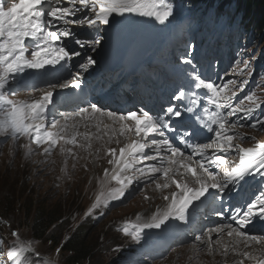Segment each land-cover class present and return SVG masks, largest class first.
Returning <instances> with one entry per match:
<instances>
[{
    "label": "snow or ice",
    "instance_id": "snow-or-ice-1",
    "mask_svg": "<svg viewBox=\"0 0 264 264\" xmlns=\"http://www.w3.org/2000/svg\"><path fill=\"white\" fill-rule=\"evenodd\" d=\"M62 2L68 6H53L61 5ZM5 3L6 0H0V136L9 135L13 141L19 137L31 138L37 146L47 145L43 149L44 153L51 152L58 143L61 144V151H64V144L83 148L85 145L77 141V136L88 139L83 133L73 131L70 137L64 135L68 127L67 122L73 117H80L84 121L95 120L97 129L103 123V118H106L119 126L120 136L135 137L118 150L106 149L105 154L110 157L107 163L111 168H104L103 179L100 181L101 190L87 214L100 207L107 209L112 202L125 198L130 187L139 179L154 184L156 190L169 189L171 185H175V191L163 196L167 203L162 209L158 208L150 218L139 224L123 228L125 235H130L138 242L144 229H162V226L166 227L171 220L187 223L189 212L196 207L197 202L202 203L209 195L214 199L218 196L222 198L226 190L236 187L246 176H264V143L241 147L240 143L234 141L242 140L243 134H229L236 128L235 122L229 123V117L243 114V117L248 119L261 107L255 93H250L239 103L233 104L237 93L229 86L235 85L234 80H228L220 86L193 75V87L196 90H206V106L203 108L204 115L201 116L200 112L195 110L197 102L193 100V107H189L188 111L197 116L202 130L213 135L208 143H192L190 141L195 130L176 133V138L185 149L190 150V154L177 147L166 135V131L171 133L174 130L169 119L165 117L181 116V112L173 107H168L163 115H151L144 109H140L139 113L128 111L126 114H118L114 111L105 112L97 104L90 103L88 107H81L75 113L64 115L63 125L54 121L52 127L58 130L48 131L45 127L46 110L54 102L53 91L44 92L38 99L30 102L9 99L6 89L25 69L40 70L51 66L59 72L64 68L61 62L72 61L74 57L81 56V53L72 47L73 43L80 48L88 46L93 50L101 44V38H77L68 26L86 25L95 28L110 24L114 15L122 17L126 13L154 18L163 24L174 15V10L167 0H18L7 7ZM84 10H91L94 16L69 18ZM58 24L63 26L57 27ZM26 41L34 43L28 44ZM29 52L30 55H27ZM94 63L95 60L88 57L79 67L86 71ZM245 69H248L246 61L244 69L239 72L242 74ZM69 74L72 78L62 83L58 77H54L57 82L49 81V87L53 90L80 88L79 73ZM248 75H251L250 70ZM189 95L194 96L196 93L181 90L175 98L181 100ZM244 101H248V104L245 105ZM207 106H213L215 110L210 111ZM225 109L228 110L226 113ZM76 126L73 125V129ZM103 126L109 127L108 124ZM258 126H264V119L258 118L251 125L252 128ZM116 143L119 144L120 141L117 140ZM87 147L91 148V144ZM146 149H150L151 154L146 152ZM209 150H213L211 155ZM232 151L238 152L239 157V162L234 166L226 159L227 154ZM67 152L74 156L72 148H68ZM145 161L157 163L145 164ZM161 180L163 182H160ZM109 181H114L117 186L105 191L103 186ZM145 199L148 197L145 196ZM217 215L223 216V213L218 212ZM257 217L264 218V191L247 203L246 208L232 209L231 216L227 219L234 221L235 226L232 223H222L204 233L208 238V251H212L211 234L226 233L234 241L232 252L241 257L234 264H245V261L264 264V235H249L244 231ZM130 228L134 230L130 231ZM12 235L16 237L17 233L13 232ZM196 240L203 242L201 236H197ZM241 243L245 249L252 245L260 247L246 251L238 249L237 246ZM223 247L222 255L227 256L229 248L226 245ZM29 251L31 245L17 238L8 253V260L20 264V257Z\"/></svg>",
    "mask_w": 264,
    "mask_h": 264
},
{
    "label": "rangeland",
    "instance_id": "rangeland-1",
    "mask_svg": "<svg viewBox=\"0 0 264 264\" xmlns=\"http://www.w3.org/2000/svg\"><path fill=\"white\" fill-rule=\"evenodd\" d=\"M226 12H228V10ZM232 12L233 11H230V13ZM124 16H133L132 18L136 19L135 24L138 23V26L145 18L134 13H126ZM211 19L212 15H210L207 20L204 17H200L197 20V29L195 31L189 34L183 31V36L177 38L176 45L173 43L166 48V54L162 58L163 62L158 63V65H162L164 69H166L165 73H170V75H172L171 77L174 79L179 75H183V84H188L192 80L193 75L199 76V73L203 71L199 67L207 62L213 61L217 63V67L222 71V82L216 85L223 86L228 80H234L236 82L235 85L229 86L232 91L237 93L233 99V104L239 103L250 93H255L257 102L260 103V100L264 99V70L259 67L260 62L258 59L260 56L259 53L263 51V39L260 37L255 42L254 46L247 47L246 40L241 34L239 37L240 45L230 51L229 45L232 44L230 41L232 36L229 33L221 35L222 32L220 29L218 31L213 29L210 25ZM225 20L224 18L223 23ZM148 21L150 23L151 21L155 22L153 18H148ZM138 26H136L133 31L137 30L139 28ZM185 29L188 30V27ZM117 30L119 35L122 29ZM175 37L176 35L174 34V39ZM216 38L218 39L217 41L215 40ZM197 39L200 42L196 41ZM141 41H143V39H133L132 44L136 45ZM143 46L146 45H138L137 50H140ZM205 50L209 52L208 55L199 54L200 51L203 53ZM160 55H163V53H160L159 56ZM184 58L188 61L187 63L183 61ZM245 61L247 62L248 69H245L241 74L239 70L244 69L241 63ZM168 67H172V69H168ZM217 70L218 69H216V71ZM248 70L251 71V75H248ZM253 75H258L256 80ZM245 81H247V83H245ZM244 104L247 105L248 101H244ZM262 115H264V109L254 112L253 116L248 119L243 118V114L229 117V123H236V128L229 134H243L244 138L242 140L235 141L236 143H240L241 147L253 146L257 139L264 137L259 131V127L261 126H258V128L251 127L255 120ZM261 118L264 119V117ZM20 146V143L16 145V147ZM6 149L7 147L3 150ZM57 150L55 154L58 155L55 157L65 159V162L56 161L53 159L54 156H48L39 149L35 151L27 149L26 147L20 151L21 154H17V157L12 163L7 165L4 163L3 158L6 156L5 153L0 160V204L4 211V216H0V244L9 243L10 239L7 234L11 235L12 227L16 228L13 230H17V237L19 238L31 240V238L34 237L35 248H31V250L37 251L40 258L44 255V257L48 259L46 262H43L42 259L35 257L32 259V262L35 264H59L58 261L61 264H66L63 260L66 257L65 253L61 250L59 251V248L54 243L48 241V239L44 237L36 239L37 237L32 234L29 223L35 216L36 208L43 207L48 210L54 206L58 210L60 204L65 208L67 206V219L66 225L64 226L66 229L64 233H61V236L67 233L69 225H71L72 230V228H75L83 222L85 223V220L88 219V209L91 207L92 203L95 202L97 191L99 194L101 190L100 181L103 179V175L97 172L95 163L99 161L98 164H107V161L105 162V159L102 158L106 156L105 150L102 154L99 153L100 150L98 154L96 153V156L93 154L89 158L86 154L81 153V150L72 149L74 156L69 155L66 148H64V151H61L60 145H57ZM97 157H99L98 161ZM66 162H70L71 164ZM99 168L104 167L99 166ZM106 184H114V181H109ZM111 188L113 187H104V190L107 191ZM133 192L134 191L126 195L125 198L120 201L112 202L111 206L107 209L102 207L94 209L90 215L93 216L94 221L97 218H99V220L94 222V226L88 227V230L86 225H82L86 227L83 231L88 232L91 243L97 245L93 257L89 258L90 261L88 264H110V262L115 261L118 256L117 252L112 256L107 252L106 256H103L98 250L103 240L102 238L113 233V230L109 229L111 226L118 227L129 224L133 215L141 209L140 207L147 209L146 205L150 206V202L146 203L143 196L134 198ZM152 194L154 195L153 200L151 198V202L162 197L163 192H152ZM133 200H135V205H138L136 211L131 210L134 204ZM30 203L34 206L31 215L26 217V208ZM36 204L38 206H36ZM61 236L59 238H61ZM144 236L145 233L141 232L138 242L144 243L146 241ZM114 237L121 242L123 240V236L118 232ZM88 238L89 237H87V239ZM200 244H202L201 241H199L197 246H193L192 250L187 247L183 248L178 255L172 256L170 260H160L157 257L148 258L142 254L134 256V260L131 259V257H128V259L132 264H171L172 260H177L178 264H220L222 259L225 258L223 257L224 255H220L223 252L219 248L216 250L213 249L211 253H208V246L204 244V249H202L199 246ZM144 249L145 247L142 245L139 250ZM1 253L0 259L4 258L6 255L5 250ZM29 255L30 254L26 255V258H28ZM110 256L112 259L109 258ZM86 263L87 261L81 262V264Z\"/></svg>",
    "mask_w": 264,
    "mask_h": 264
},
{
    "label": "trees",
    "instance_id": "trees-1",
    "mask_svg": "<svg viewBox=\"0 0 264 264\" xmlns=\"http://www.w3.org/2000/svg\"><path fill=\"white\" fill-rule=\"evenodd\" d=\"M176 4V2L192 7L195 4H201L206 9L214 8L216 10V13H220L224 8L226 7H235V13L239 10V8H245V14L242 17V20H244L243 30L246 34H248V38L252 39L253 35L257 33V31L261 32V38L264 39V0H169ZM231 2H233L231 4ZM234 13V14H235ZM253 27L255 29L253 30ZM44 201V200H43ZM1 202V200H0ZM55 204V203H53ZM33 204H29L26 208V217L31 215V211L33 208ZM35 208V207H34ZM5 210V207H4ZM2 206L0 204V216L3 215ZM67 206L62 207L60 204V207H58V210L56 207L52 206L51 209H46L43 207H37L35 210V216L32 218V221H30L29 226L32 234L36 236V239L40 238H47L48 241L54 243L58 248L59 251L65 253V258L63 259L66 264H81L82 261L88 262L90 261L89 258L93 257L95 248L97 245H94L90 241V236L87 231L85 230L86 227L82 225L87 226L90 228L91 226H94V222L92 219V215H88L85 220V223L76 226L75 228H72L71 225H69V228L67 230V233L64 236H61V233L65 231L66 228L64 226L66 225V219H67ZM4 216V215H3ZM25 217V218H26ZM1 218V217H0ZM16 229L15 227H12V230ZM109 229H112L111 227ZM13 236V235H10ZM61 236V238H59ZM87 237H89L87 239ZM13 239L14 236H13ZM22 240L24 242L30 243L32 246L35 245L34 243V237L31 238V240H26L19 238V240ZM103 240L100 243V246L98 247V250L103 254V256H106V253L109 252V254L115 255L116 252H114L115 247V237L114 232L110 234L107 237H103ZM17 240V239H16ZM61 241V243H60ZM60 243V244H59ZM111 256L109 258H111ZM107 258V257H106ZM112 259V258H111ZM59 264H61L58 261ZM110 264H124L121 259H117L116 261L110 262Z\"/></svg>",
    "mask_w": 264,
    "mask_h": 264
},
{
    "label": "bare ground",
    "instance_id": "bare-ground-1",
    "mask_svg": "<svg viewBox=\"0 0 264 264\" xmlns=\"http://www.w3.org/2000/svg\"><path fill=\"white\" fill-rule=\"evenodd\" d=\"M207 1V0H206ZM233 2H231V4H232ZM229 9H230V11H233L232 12V14H234L235 13V7H229ZM244 9L245 8H239V10L234 14V22H235V25L239 28V29H241V32L242 33H244V34H246L245 32H244V30H243V26L242 25H244V20H242V17H243V15L245 14V11H244ZM246 10V9H245ZM172 19H173V17H170L169 18V20H168V22L170 23L171 21H172ZM141 23H143L144 24V22L142 21ZM163 25V26H162ZM167 25V23L165 22V23H163V24H161V23H159V22H152L151 21V23H149L147 26H146V33H147V38L145 39V42H146V45H149V46H151L152 48L151 49H148L149 51H154L155 50V47L158 45V41L156 40V37H157V34H155L156 33V31H157V29H159V32L161 33V31H162V29L165 27ZM255 29V27H253V30ZM184 32H189L188 30H186L185 28H184ZM191 33V32H190ZM246 35H248V34H246ZM251 35H253V37H252V39H253V41L254 42H256L257 41V39L258 38H260L261 36V32H259V31H257V33H255V34H252L251 33ZM160 36H161V34H160ZM141 38V35H139V39ZM263 39V38H262ZM106 40H108V42L111 40L110 39V37H108ZM196 41H198V42H200L198 39L196 40ZM142 43V41L140 42V44ZM262 43L264 44V39H263V41H262ZM108 46H109V44L108 43H105L104 45H101V48H102V50H105V49H107L108 48ZM131 47V44H128L127 42H124V43H122L119 47H117L116 48V51H115V53L117 54V55H119V56H122V58H130V56H131V54L134 52V48H130ZM129 50V51H128ZM262 53H259V59H258V61L259 62H264V47H262ZM241 52H242V50H241ZM134 56V55H133ZM139 56H140V54H138V53H136L135 54V56H134V58H135V60L133 61V63H135V62H137V61H140L141 59H138L139 58ZM137 57V58H136ZM150 56L149 55H147V56H145V59H148ZM243 66H244V62H242L241 63ZM240 64V65H241ZM30 69H28L27 71H29ZM263 70H264V67H263ZM177 72V71H176ZM263 75H264V72H263ZM162 85H169V82L168 81H166V82H164L163 84H160V86H162ZM186 97H189V96H186ZM189 98H191V97H189ZM18 99H20V98H17V99H15L14 101H16V100H18ZM261 102H260V104H261V107L259 108V110H263L264 109V101H263V99H261L260 100ZM259 113H260V111H259ZM96 121L95 120H93V121H82V120H78V119H74L73 121L71 120L70 121V125H71V127H67L66 128V131H65V133H64V135H66V136H68V137H70L71 135H72V133H73V131H75V132H78V133H83L85 136H87L88 137V139H84V138H82L81 136H77V141H78V143L79 144H83V145H85V147H83V148H81V147H75V146H72L71 148L72 149H75V150H81V153H84V154H87V152H89V150H88V147H87V145L89 144V141L91 140V139H93L96 135H99L100 136V142H101V144H104V143H106V144H108L107 146H109L110 147V143H112L113 142V136H112V134H111V132H110V130H109V128H105L103 125L104 124H110V121H108L106 118H103V123L101 124V126H100V128L99 129H97L96 128V126L94 125V123H95ZM129 123H131V122H129ZM73 125H77L76 127H75V129H73ZM87 125V126H86ZM83 126V127H82ZM82 127V128H81ZM263 130H264V126H261V127H259V131L260 132H262V135L264 136V134H263ZM102 132H105V134H102ZM249 132V131H248ZM107 135V138H105L104 136H106ZM111 137V140H109V138ZM122 139H123V141H125V143L126 142H128L131 138H135V137H127V136H123V137H121ZM21 140H22V138L20 137L19 139H18V143H20L21 142ZM252 140V139H251ZM261 141H263V143H264V137L263 138H261L260 139ZM17 143V144H18ZM16 144V145H17ZM15 145V146H16ZM102 149V150H101ZM104 148H102V145H100L97 149H94L93 150V154H95V156H96V153L98 154V152L100 153V154H102L103 153V150ZM26 151V150H25ZM25 156V155H24ZM108 157L109 156H105V157H102V158H104L105 159V162L108 160ZM99 160V157H97V161ZM22 162V161H21ZM25 162V161H24ZM99 162V161H98ZM23 163V162H22ZM26 163V162H25ZM68 166V165H67ZM66 168V167H65ZM63 169V168H62ZM110 169V168H109ZM2 173V172H1ZM71 182V181H70ZM113 182V181H112ZM160 182H163L162 180L160 181ZM17 183V182H16ZM110 187V186H115L114 184H111V185H108V184H105L104 185V187ZM173 185H171L170 186V188L169 189H164V190H156V188H155V185H152V184H150L146 189H144V190H142L141 192H140V195H142L143 193H147L148 192V189H150L151 190V192H153V193H157V192H160V191H164V194H163V196L166 194V193H168V194H170L172 191H175L176 189H173V188H171ZM83 188V187H82ZM87 189V188H86ZM96 189V188H95ZM97 190V189H96ZM169 190V191H168ZM133 191L135 192V189H133ZM133 192V193H134ZM19 194V193H18ZM97 194H98V191H97ZM140 195H138V197L140 196ZM153 195L154 194H152V193H148L146 196L148 197V199H145L144 198V200H145V202L146 203H149L150 205H154L155 204V201H152L151 202V198H152V200H153ZM134 196V195H133ZM3 197V196H2ZM7 197V196H6ZM43 200V199H42ZM71 200V199H70ZM88 200V199H87ZM136 200V199H135ZM135 200H133V202H134V204H133V207L131 208V210L132 211H136L137 209H138V205H135ZM147 200V201H146ZM157 201V200H156ZM88 202V201H87ZM89 203V202H88ZM166 201H164L163 200V204H162V208L166 205ZM38 204V203H37ZM36 204V206H38ZM42 204V203H41ZM41 204H39V205H41ZM143 212H146V209L144 208L143 209ZM9 219V218H8ZM10 221V220H9ZM11 222V221H10ZM183 222L181 223V224H176V226H167V227H173V230H176V229H179V231H182V228H183ZM163 227V226H162ZM16 231V233H17V230H15ZM12 235V234H11ZM223 237H214V238H212L211 237V244H212V250L213 249H217V248H219L222 252H223V250H224V248H223V246H228V248H229V250H230V252H228V255L227 256H223L222 254H220L221 256H223V257H225V258H223L224 260H225V263L224 264H234V262L236 261V260H238V259H241V257H238L236 254H234L233 252H232V246H233V243H234V241H233V239L232 238H230V237H228L227 235H226V233L225 234H221ZM202 240H203V242L201 241V243L202 244H200L199 246H200V248H202V249H204V244L206 245V246H208V238L207 237H205L204 235L202 236ZM204 241H206V242H204ZM238 247V249H243V250H246V251H252L254 248L255 249H258L260 246L259 245H252L250 248H247V249H245L244 248V245H243V243H241L240 245H238L237 246ZM200 251V250H199ZM207 252L208 253H211V252H209L208 251V249H207ZM195 255H196V253H195ZM201 256V255H200ZM205 258V257H204ZM185 259V258H184ZM183 263V262H182ZM171 264H175L174 262H172ZM181 264V263H180Z\"/></svg>",
    "mask_w": 264,
    "mask_h": 264
},
{
    "label": "clouds",
    "instance_id": "clouds-1",
    "mask_svg": "<svg viewBox=\"0 0 264 264\" xmlns=\"http://www.w3.org/2000/svg\"><path fill=\"white\" fill-rule=\"evenodd\" d=\"M126 237H127V241H128V248H130L131 251H132V256H135L136 254H142V255H144V256H146L148 258L157 257L160 260H169V259L172 258V256H174L173 253H171L167 257H165L164 255H161V254L158 253L156 247L149 246L147 244L144 245L141 242H140L141 245L139 244L140 247L138 248V246L135 243V241L131 240L128 235H126ZM118 241H120V240L118 239ZM142 245H144L145 249L144 250H139ZM128 264H132L131 261Z\"/></svg>",
    "mask_w": 264,
    "mask_h": 264
},
{
    "label": "water",
    "instance_id": "water-1",
    "mask_svg": "<svg viewBox=\"0 0 264 264\" xmlns=\"http://www.w3.org/2000/svg\"><path fill=\"white\" fill-rule=\"evenodd\" d=\"M53 260V259H52Z\"/></svg>",
    "mask_w": 264,
    "mask_h": 264
}]
</instances>
